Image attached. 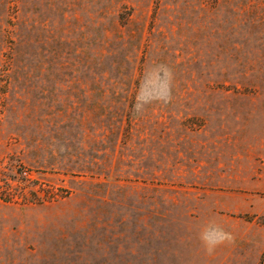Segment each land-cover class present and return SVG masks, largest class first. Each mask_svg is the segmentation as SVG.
I'll return each mask as SVG.
<instances>
[{
	"label": "rangeland",
	"instance_id": "obj_1",
	"mask_svg": "<svg viewBox=\"0 0 264 264\" xmlns=\"http://www.w3.org/2000/svg\"><path fill=\"white\" fill-rule=\"evenodd\" d=\"M0 264H264V0H0Z\"/></svg>",
	"mask_w": 264,
	"mask_h": 264
}]
</instances>
